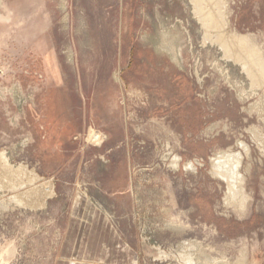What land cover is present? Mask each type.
Returning a JSON list of instances; mask_svg holds the SVG:
<instances>
[{
  "label": "rangeland",
  "instance_id": "1",
  "mask_svg": "<svg viewBox=\"0 0 264 264\" xmlns=\"http://www.w3.org/2000/svg\"><path fill=\"white\" fill-rule=\"evenodd\" d=\"M218 6L264 58V0ZM209 27L192 0H0V264H264V59Z\"/></svg>",
  "mask_w": 264,
  "mask_h": 264
},
{
  "label": "bare ground",
  "instance_id": "2",
  "mask_svg": "<svg viewBox=\"0 0 264 264\" xmlns=\"http://www.w3.org/2000/svg\"><path fill=\"white\" fill-rule=\"evenodd\" d=\"M192 1H193L194 14L196 15V17H198V20L200 22H202V24L204 26H207V24H209L210 25L209 28H211V27L216 28V27H219V25H222L221 28L219 27V29H218L219 35H217L215 39L220 40L222 42V44H221L219 41H217V43L222 47V49L225 52H230V49L233 48V46H232V43H233L236 45V47H238L236 49L237 51H240L241 53L243 52V53L248 54V55L250 54L251 57L246 56V58H244V59L250 58L252 60L253 56H256L255 58L257 59V61L259 63L262 62V60L264 58H261V56H260L261 53L259 52V49L257 48L258 45L257 46L254 45V43L252 41H250L249 36L236 34V32H233V31H229V33H228V31L224 30L225 28L223 27V24H226L225 23L226 21L224 20V22H223V15H221L219 13L220 12L219 6H218L219 0H217V1H214V0H207V1L206 0H192ZM212 31H214V30H212ZM252 40H253V38H252ZM254 61H256V60H254ZM243 64L246 67V65H249L251 63L249 61H246V62H243ZM245 67H243V68L245 69ZM240 163L241 162H240L239 152L238 153H231V152L230 153H223L222 155H220L216 159H214V162H213L215 173L218 176H220L221 178H223L225 180V182H227L228 193L232 197H236V195H238L240 193L239 189H238L239 185L241 184V181H242V177H241V174L239 172Z\"/></svg>",
  "mask_w": 264,
  "mask_h": 264
}]
</instances>
